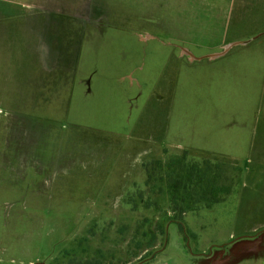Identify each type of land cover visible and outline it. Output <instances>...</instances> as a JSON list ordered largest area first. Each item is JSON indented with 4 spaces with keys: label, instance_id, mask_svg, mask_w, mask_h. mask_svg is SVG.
Masks as SVG:
<instances>
[{
    "label": "rangeland",
    "instance_id": "rangeland-1",
    "mask_svg": "<svg viewBox=\"0 0 264 264\" xmlns=\"http://www.w3.org/2000/svg\"><path fill=\"white\" fill-rule=\"evenodd\" d=\"M9 19L21 36L1 35ZM130 33L151 42L149 53L158 43L168 48L161 62L152 56V80L140 90L146 100L158 83L160 97L147 108L139 100L144 113L136 126L127 118L130 133L91 121V112L81 117L75 105L64 115L71 91L56 79L39 92L41 67L52 75L66 70L87 34L104 46L87 64L98 77L118 57L137 56L120 49L129 41L118 38ZM261 33L264 0H0V264H179L194 244L200 253L217 245L199 264H235L245 255L247 264H264V150L260 161L249 159L263 147L252 145L264 116V35L253 40ZM241 41L248 43L217 56ZM175 49L188 50V62L171 78L166 65L178 60L165 61ZM152 139L157 147L178 139L235 155L254 192L244 194L242 176L237 192L218 195L219 203H183L189 178L181 184V169L163 178L162 167L179 154L149 148ZM259 140L264 145V133ZM201 155L208 158L187 161ZM179 206L183 223L173 221ZM185 231L195 237L190 244ZM234 241L235 251L224 248Z\"/></svg>",
    "mask_w": 264,
    "mask_h": 264
},
{
    "label": "crops",
    "instance_id": "crops-1",
    "mask_svg": "<svg viewBox=\"0 0 264 264\" xmlns=\"http://www.w3.org/2000/svg\"><path fill=\"white\" fill-rule=\"evenodd\" d=\"M10 20V19H9ZM24 21V19H23ZM26 23V22H25ZM11 20L9 25L5 26V29L1 35H22L23 28H19L16 30V27H11ZM15 25V24H14ZM27 31V30H26ZM103 34H99V36H102ZM132 38L136 39L139 43L142 45H138L135 48L128 49L127 51L130 53V50L132 52H136L137 56H132L131 53L128 56L124 57H118L117 62L114 64V66L110 67L112 70H114L116 73L111 74V72L106 73L103 77L101 74V77H98L100 70H94L93 73H90L88 71V68L86 66V61L88 60L87 57L82 56V47L85 44L83 43L80 45L79 49L76 50V46L72 49V56L75 57L76 61H71V66H68L66 70L64 68L60 67V69L56 72V75H52L49 73L44 72L43 67H41V75H40V87L39 92L43 91L46 87H51V85H46V82H48L51 79H56L55 81L60 82L62 84V87L66 86L69 87L70 98L67 99V104L64 105V115L71 113L73 105L78 107L80 109L79 115L83 118H86L89 113L91 112V121H97V120H107L108 122L113 123V127H118L119 124H122L123 126L127 127L126 121L130 118V121L133 122V124L136 126L138 122H140V116L144 113V111H140L138 102L140 99H143L142 103H145L146 108L151 106L153 102H157L158 98L160 97L159 92H162V89L158 86V83L154 86L152 90H148L146 93V100H144L143 93H141V86L146 87L152 80V78H147V74H149L148 69L150 68V63H152V56H155V59L157 61H160L165 56L164 53H162L160 50H167L168 48H163L165 45L162 43H158L155 46L161 47L160 50H158L155 53H149L148 52V46L151 42H145L140 41L139 38L136 36L135 33H130ZM96 36V34L94 35ZM33 37L36 38V34H33ZM12 38V37H11ZM86 39V36L84 40ZM12 39L8 40L7 42L10 44ZM175 54H170V56L167 57V60L165 61V64H169V61H172L173 59H177L178 62L175 64H169L166 65V67H171L169 70V77L172 78L171 73L174 71V69L177 68L178 65H181V60L188 62V54L189 51L186 49H180L179 51L177 49L174 50ZM192 56V55H191ZM225 55L219 56L223 57ZM194 58V56H192ZM218 59V58H216ZM211 60V59H207ZM168 61V62H167ZM200 61V60H198ZM196 62V61H195ZM153 64V63H152ZM158 65V64H157ZM155 67L156 64H153ZM153 77V75H152ZM64 80L67 81L66 84H64ZM140 80V81H139ZM136 81V82H135ZM168 82V81H167ZM89 83V87H88ZM130 92L133 93V97H125L126 94H129ZM117 97L118 99L115 102H112L110 100V97ZM125 99H124V97ZM170 96L167 97L169 100ZM124 99V100H123ZM119 101L120 103H116ZM141 103V104H142ZM160 110V105L155 106V108H158ZM138 110V111H136ZM160 112L158 113L159 116ZM128 118V119H127ZM159 120V119H158ZM160 125V120L158 124V128ZM140 128V127H139ZM128 133L132 131V128L129 130ZM123 134L122 136L126 137V135L129 134ZM264 133V116H259L255 128H254V136H253V146H263L262 148L258 149H251V154L249 159L256 161H260L258 157H263L262 153L264 150L263 143L259 140L263 137ZM102 134V133H101ZM103 135V134H102ZM150 135V134H149ZM114 136V135H111ZM148 137V135L146 134ZM148 141V138H147ZM175 144L170 147V143H162L161 146H156V142L154 139L151 140V143L154 144L153 146H148L149 148H158L163 152H167L170 154V150L174 151V153L182 154L183 152H190L191 154H204L208 156V159L210 158H218V159H227L229 161L238 162V157L235 155H229L230 157L225 158L223 157V153L220 151H212L207 148H201L196 145L188 144L186 142H183L182 140H174ZM177 142V143H176ZM239 149H242V145L239 146ZM151 153H154L153 151ZM168 154V155H169ZM170 156V155H169ZM167 157V154H165V158ZM201 157H203L201 155ZM222 157V158H221ZM240 166V165H239ZM163 177L166 173V168L163 164ZM242 168V166H240ZM244 168V167H243ZM242 168V169H243ZM161 168H158V171H160ZM243 181H242V187L244 189V194L248 192H254L253 187H248V173L246 169H243ZM148 176H152V173H149ZM182 179V173L180 175V182ZM184 179H187V176L184 174ZM241 182V181H240ZM251 186L252 185H258L253 180H251ZM260 188L258 189L263 195H264V186L259 185ZM264 224V223H263ZM176 226V225H175ZM178 227V226H176ZM179 228V227H178ZM246 236H243V238H246ZM188 238V237H187ZM241 238V237H240ZM189 240V239H187ZM189 243V241H188ZM220 245L221 243H217ZM224 244V243H222ZM237 242L234 241L232 243L227 244L228 247H224L225 249H229L231 247H236ZM198 245V244H197ZM199 246L198 253L197 254H191L189 257H180V263L179 264H189V261L194 263L196 261V264L200 263V259L202 257L209 256L200 253L201 246ZM217 245L211 244L210 247H207L204 252L210 251L211 249L215 248ZM237 248H234V251ZM246 247L243 246V251H240L239 253L246 254L248 251H246ZM238 253V254H239ZM203 254V255H202ZM213 254V251L211 252ZM184 259V262L182 261ZM250 260L249 256H244L241 260L236 262L235 264H247ZM1 262V261H0ZM250 264V263H249Z\"/></svg>",
    "mask_w": 264,
    "mask_h": 264
},
{
    "label": "trees",
    "instance_id": "trees-1",
    "mask_svg": "<svg viewBox=\"0 0 264 264\" xmlns=\"http://www.w3.org/2000/svg\"><path fill=\"white\" fill-rule=\"evenodd\" d=\"M90 34H96L94 32H89ZM87 34L86 36L90 35ZM99 36V35H96ZM104 35L100 37L99 40H103ZM118 40L127 42L132 41V45H128L129 42L124 43L120 46V49H132L137 47L138 45H142L136 39L132 37H124L121 36ZM98 41L93 39H85V44L82 47V56L88 58L86 61V66L89 62H95V58H91L92 55L96 53H101L102 47L96 44ZM100 47H98V46ZM128 45V46H127ZM93 49V50H90ZM89 51L88 55H84V52ZM88 71L93 73L92 68L88 67ZM116 73L114 70L111 71V74ZM191 156L190 152H183L179 156L172 157L170 159H166L164 166L166 168V173L163 178H168L171 174L176 175L179 169H181V173L186 169V176L189 178V183L185 189L182 190L180 194V199L184 202H192L193 205L201 202H208L207 204H203V206H207L209 203H219L221 199L218 195H230L232 192L236 193V188L240 185L241 178L243 176V169L239 166L237 162L229 161L227 159H218V158H211L208 159L206 157H201L198 161H194L192 164L189 163L188 157ZM208 159V160H207ZM184 163V165H183ZM187 166H186V165ZM180 165V168H178ZM184 178V176L182 175ZM178 179V178H177ZM185 183L182 182L181 184ZM218 193V194H216ZM190 203V204H192ZM187 207H189L187 205ZM181 212L175 216L173 221L175 222H182V213H184L183 206H179Z\"/></svg>",
    "mask_w": 264,
    "mask_h": 264
},
{
    "label": "water",
    "instance_id": "water-1",
    "mask_svg": "<svg viewBox=\"0 0 264 264\" xmlns=\"http://www.w3.org/2000/svg\"><path fill=\"white\" fill-rule=\"evenodd\" d=\"M263 35H264V33H261V34L257 35L256 37H254L253 40H255V39H257V38H259V37H261V36H263ZM244 43H248V41H241V42H237V43H234V44H230V45H228V46H225V47L223 48L222 53L217 54V56H221L222 54H224L226 51H228V50H229L230 48H232L233 46H236V45H239V44H244Z\"/></svg>",
    "mask_w": 264,
    "mask_h": 264
},
{
    "label": "flooded vegetation",
    "instance_id": "flooded-vegetation-1",
    "mask_svg": "<svg viewBox=\"0 0 264 264\" xmlns=\"http://www.w3.org/2000/svg\"><path fill=\"white\" fill-rule=\"evenodd\" d=\"M44 47V46H43ZM42 49V48H41ZM88 87H89V83H88ZM176 222V221H175ZM186 232V231H185ZM187 233V232H186ZM187 237H188V239L189 240H187ZM195 239V237L194 236H192V235H189V233H187L186 235H185V241H187V243H188V241H189V243L188 244H190V242H191V239ZM195 245V252L194 253H191V254H197L198 253V249H199V247H197L198 245L197 244H194ZM216 247V246H215ZM162 249H163V247H162ZM214 249V248H213ZM206 252H204L203 254H205ZM202 254V255H203Z\"/></svg>",
    "mask_w": 264,
    "mask_h": 264
}]
</instances>
